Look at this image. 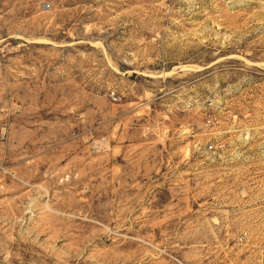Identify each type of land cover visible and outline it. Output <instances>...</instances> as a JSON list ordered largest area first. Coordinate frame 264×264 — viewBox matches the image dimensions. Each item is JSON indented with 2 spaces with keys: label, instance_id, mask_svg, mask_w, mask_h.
Returning <instances> with one entry per match:
<instances>
[{
  "label": "rangeland",
  "instance_id": "1",
  "mask_svg": "<svg viewBox=\"0 0 264 264\" xmlns=\"http://www.w3.org/2000/svg\"><path fill=\"white\" fill-rule=\"evenodd\" d=\"M0 264H264V0H0Z\"/></svg>",
  "mask_w": 264,
  "mask_h": 264
}]
</instances>
